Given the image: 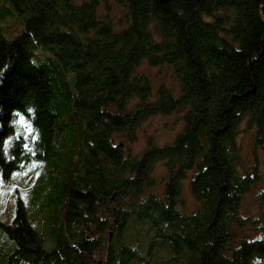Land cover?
<instances>
[{
	"label": "trees",
	"instance_id": "trees-1",
	"mask_svg": "<svg viewBox=\"0 0 264 264\" xmlns=\"http://www.w3.org/2000/svg\"><path fill=\"white\" fill-rule=\"evenodd\" d=\"M7 1L25 29L11 41L0 29V172L51 159L65 129L57 105L72 108L81 139L57 180L54 248L44 247L48 234L20 204L13 223L0 222V264H151L129 244L113 245L131 218L153 226L165 264H249L264 254V241L250 242L264 234V201L258 216L241 213L263 176L257 163L247 167L238 143L246 122L254 152L264 149V0ZM113 4L123 10L119 20ZM34 47L75 73L69 100L54 101L52 78L31 60ZM144 61L171 68L178 88L154 91L138 72ZM16 111L33 124L36 157L22 149L23 129L16 138ZM174 112L185 122L174 142L132 155L137 123ZM159 161L168 172L163 192L153 191ZM184 181L195 211L185 209Z\"/></svg>",
	"mask_w": 264,
	"mask_h": 264
},
{
	"label": "rangeland",
	"instance_id": "rangeland-1",
	"mask_svg": "<svg viewBox=\"0 0 264 264\" xmlns=\"http://www.w3.org/2000/svg\"><path fill=\"white\" fill-rule=\"evenodd\" d=\"M122 11L118 5H112L111 12L114 19L119 20L122 17ZM0 29L4 38L9 41L14 40L25 29L23 20L17 14L14 6L7 0H0ZM31 60L36 66L46 70L52 78L55 90L54 101L60 103L69 100L70 94L75 92V73L71 70H65L58 63L54 54L48 50L37 47L32 48ZM138 72L149 76L154 91L158 90L161 85L178 88V80L174 72L166 65L150 66L147 61H144L138 67ZM131 106H133V103H131ZM55 107L60 112V120L63 121L65 129L59 141L56 140L57 138L55 139L56 146L51 159L38 160L41 166L33 169L27 176L13 178L9 174L5 177L4 184L0 186V191L4 193L0 197V222L5 225L13 223L21 204L30 224L40 235L45 237L48 234L44 238V247L47 250H51L55 246V242L51 240V234L56 229L58 222L61 221L58 218L59 209L56 206L57 204L54 203L57 196V180L61 178L63 169L70 166L68 158H71L72 155L76 158L80 153L77 141L81 139L80 130L74 137L77 131L73 129L75 124L71 120V116H74L71 111L72 108L65 105ZM183 117L184 112H174L169 115L153 114L140 120L135 127L136 138L128 143L132 155L141 156L147 150L149 144L164 146L173 143L184 128ZM240 129L238 143L247 161V167L251 168L257 163L259 173L263 176L256 187L244 197L241 213L258 216L264 201V149L258 148L254 152L253 129H248L246 122L241 124ZM17 171L24 172L25 169ZM37 171L40 172L38 177L35 175ZM153 177L157 181V186L153 191L163 192L168 180V172L164 161L155 164ZM13 184L19 186L18 192H9ZM20 193L27 194L26 203L18 198ZM258 193L262 199L259 196L257 197ZM182 197L185 201V209L195 211L197 200L190 191L188 181L183 182ZM154 233L153 226L148 220L145 222L140 219L134 221L131 218L121 235L113 237V245L118 248L127 243L139 256L150 258L151 264H165L169 255L165 250L153 246Z\"/></svg>",
	"mask_w": 264,
	"mask_h": 264
},
{
	"label": "snow or ice",
	"instance_id": "snow-or-ice-1",
	"mask_svg": "<svg viewBox=\"0 0 264 264\" xmlns=\"http://www.w3.org/2000/svg\"><path fill=\"white\" fill-rule=\"evenodd\" d=\"M28 113H31V108L27 109ZM14 119L12 121L13 125L16 127V138L19 139L21 136V129H23V140L24 143L22 144V149L24 152L29 153L32 157L37 156L36 150L31 146L29 143V140L31 139L32 142H35L37 140V136L33 135L35 132V129L33 127V124L30 119H28L21 111H16L13 113ZM12 144V137L8 136L3 140L4 145V156L8 157V149ZM41 164L38 160L33 159L30 163L25 161L24 163H21L18 165L19 168L25 169L24 172L20 171H13L11 172V177L16 178L20 176H27L30 172H32L33 169H36L40 167ZM35 175L38 177L40 175V172H36ZM5 182V176L3 172H0V186H2ZM19 186L17 184H13L11 188L9 189V192H18ZM4 193L0 191V197H2ZM19 199H22L25 203L27 202V194L26 193H20Z\"/></svg>",
	"mask_w": 264,
	"mask_h": 264
},
{
	"label": "clouds",
	"instance_id": "clouds-1",
	"mask_svg": "<svg viewBox=\"0 0 264 264\" xmlns=\"http://www.w3.org/2000/svg\"><path fill=\"white\" fill-rule=\"evenodd\" d=\"M0 76H2V71H0ZM10 123H12V121ZM256 241H264V234L257 235L250 242L254 243ZM249 264H264V254H255V253H253L251 258H250V260H249Z\"/></svg>",
	"mask_w": 264,
	"mask_h": 264
},
{
	"label": "water",
	"instance_id": "water-1",
	"mask_svg": "<svg viewBox=\"0 0 264 264\" xmlns=\"http://www.w3.org/2000/svg\"><path fill=\"white\" fill-rule=\"evenodd\" d=\"M159 1H166V0H159Z\"/></svg>",
	"mask_w": 264,
	"mask_h": 264
}]
</instances>
